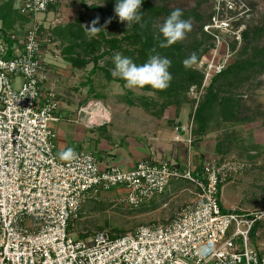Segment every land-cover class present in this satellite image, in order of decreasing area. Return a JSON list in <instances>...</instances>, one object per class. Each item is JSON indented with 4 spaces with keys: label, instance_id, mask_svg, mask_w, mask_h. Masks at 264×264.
<instances>
[{
    "label": "built area",
    "instance_id": "1",
    "mask_svg": "<svg viewBox=\"0 0 264 264\" xmlns=\"http://www.w3.org/2000/svg\"><path fill=\"white\" fill-rule=\"evenodd\" d=\"M56 1L24 0L18 9L33 24L23 33H0V264H264L253 242L259 232L252 237L264 212L226 210L222 204L224 184L243 164L208 159L203 173L194 176L170 161L103 168L83 149L75 150L73 160L59 158L55 124L64 117L60 101L44 85V49L53 43V32L39 21ZM232 3L226 5L230 10ZM220 22L233 30L228 21ZM220 65L211 62L207 79L224 71ZM180 180L193 182L200 195L172 219L123 235L73 237L72 222L88 203L101 201L103 192L117 191L113 201L139 208Z\"/></svg>",
    "mask_w": 264,
    "mask_h": 264
},
{
    "label": "rangeland",
    "instance_id": "2",
    "mask_svg": "<svg viewBox=\"0 0 264 264\" xmlns=\"http://www.w3.org/2000/svg\"><path fill=\"white\" fill-rule=\"evenodd\" d=\"M228 1H145L153 7H166L168 10L179 8L184 11H191L197 9L198 13L202 16V21L198 22L194 17L185 19L191 21L192 30L186 34V38L182 42L186 46L191 45L195 41L198 43L203 38L204 33L209 38L203 45V47L209 48L208 52L203 54L198 63L195 64V68L204 75L203 85L201 87L192 86L188 92L189 104L183 105L185 111L190 114L189 124L185 129V132L189 134L186 142L190 146L195 139L193 135V130L196 127L194 114L198 105L202 102L208 87L215 79L212 72L209 73L210 77L207 79L208 68L211 62L221 64L220 66L225 67L224 71L237 61L251 59L253 61L262 60L264 63V31L256 32L259 29H264V0H230L231 3L233 2L230 4L233 7L232 10L226 7ZM23 2L24 0H6L0 7L4 8L3 10L0 9V12L4 11L7 12V15L11 14V18L18 20L17 22L19 23L28 24L30 22L29 25L31 26L33 20L22 15L18 9ZM116 2L117 0L114 2L112 0H57L56 7L54 6L46 15L41 16L39 21L42 20L44 23L50 24L53 35L55 29L63 28L70 24L75 28H80L81 26L84 29L85 25L90 26L91 22L97 17H99V21L101 18L99 10L88 8L96 6L105 12L114 11ZM14 5H17L16 10L14 9ZM221 5L222 12L219 15L217 14V10ZM140 10L142 11V9ZM165 17V14L153 17L148 11L143 10V19H147L148 26L152 30L156 29L159 34V28L166 19ZM24 18L28 19L25 20ZM115 19L113 17L111 23L103 26V30L106 32L108 38L117 37L121 39L132 32V27L127 28L126 22L121 23L118 19ZM220 21H228L227 23L231 24L233 30L230 27H224ZM215 26L223 27L215 29ZM202 27L203 32L201 31ZM245 32H249V37H244ZM91 40L100 41V32L92 37ZM198 44L200 45V43ZM70 45L69 42L56 38L50 46L44 49L46 52L45 60L49 65L44 85L47 88L53 87L49 91L51 90L55 94L60 103L62 100L74 101L72 104L77 107L78 103L81 102H83V105L89 102L90 104H105L103 112L108 116L105 121L107 124H110L111 116L117 117L120 112L127 110L132 113L134 111H146L138 104L141 103V99L143 98L161 100V94L158 92H148L142 89L129 90L122 83L107 81L105 74L101 71L93 74L94 63H91L84 69L75 68L69 62L68 56L77 57L79 51L74 50L72 54H69L67 50L70 49ZM101 46L102 48L97 54H101L106 50L104 44ZM134 48L133 46L130 49L134 50ZM257 51L261 54L255 57ZM69 52H72V50H69ZM120 53L124 56V53ZM114 54L103 58L99 63L100 66L111 71L114 68ZM263 67H256V70L259 69L256 72L244 71L240 75L223 77L216 84V86L221 87L222 96H234L241 100L240 115L238 116V120L235 121L236 124L221 123L216 126L213 123L210 132L205 136L209 142H207V148L209 147L210 151L208 155L209 159L220 160V162L235 161L236 163L243 164L244 167V170L242 169L235 179L228 181L223 186L222 204L226 210L264 212ZM243 77H247L244 78L246 81L239 82L240 84L237 83L238 79ZM204 83H206V87L203 90ZM232 83H235V86H232ZM195 88H197V91ZM130 100L133 104L129 103ZM173 107L175 106H169L166 110L171 111ZM62 115L65 120L66 116L63 112ZM184 119L186 121L187 118L184 117ZM176 136V141L181 140L179 133ZM221 139L225 140V154L221 155L222 158L224 157V161H222L223 159L216 152L217 143ZM195 148H197L196 145ZM194 153L196 155L192 156V165H199L201 167L202 161H204L202 158L203 153L201 155L198 148L194 150ZM112 192L114 191L106 193L110 194ZM104 194L101 195V201L88 203L79 218L72 222L71 233L73 237L78 238L83 234L90 236L99 231L123 235L134 231L142 225L165 222L175 217L181 208L193 204L198 199L200 190L193 182L188 180L172 181L164 194L139 208L117 204L116 201H113L115 196L111 197L108 196L109 194ZM258 225L259 236L253 242L258 244L259 250L264 254V219ZM232 233L233 227L229 230L228 236H231Z\"/></svg>",
    "mask_w": 264,
    "mask_h": 264
},
{
    "label": "trees",
    "instance_id": "3",
    "mask_svg": "<svg viewBox=\"0 0 264 264\" xmlns=\"http://www.w3.org/2000/svg\"><path fill=\"white\" fill-rule=\"evenodd\" d=\"M113 2L115 0H112ZM146 0H142V13L143 10L148 11L151 16L156 15H163L167 17L171 11L168 10L166 7H153L145 2ZM58 5V4H57ZM56 5H52L50 10ZM13 7V5H12ZM3 10L2 8H0ZM88 9L91 10H99L100 11V21L97 27L102 28L100 30L101 40H91L85 34V29L80 26V28H75L72 24L67 25L63 28L55 29V33L53 35V40L59 39L64 42H69L70 49L72 52H67L72 54L74 50H78L79 54L77 57L68 56L69 62L75 68L84 69L91 63H94V68L92 73L95 74L98 71H101L105 74L107 81L109 82H119L124 84L125 82L120 78H114L111 75V71L103 66H100V61L112 55L113 53H124V56L130 57L134 63L137 65H141L146 63L149 59L150 55L159 54L161 57H167L171 60V67L169 68V72L172 75V80L170 82V86L163 91L154 90L150 87H145L142 90L144 91H152L158 92L161 94V100H157L155 98H143L141 99V103H138L143 107L144 110L150 112L153 116L162 117L165 110L169 106H175L177 108V112L181 111L183 105L189 104L188 92L192 86L201 87L203 85L204 75H202L193 65L191 68H185L182 61L188 58L191 54L195 53L197 56V63L201 59L202 55L208 52L209 48L203 47V45L209 40L208 35L205 33L203 34V38L198 41L200 45L195 41L191 45L186 46L182 41L177 42L176 44L167 47V48H160L159 42L163 39L162 35L157 32V30H152L148 23L145 21L146 26L145 28L141 29L139 25L136 26L134 24L132 26V32L127 34L123 38H108L106 32L103 30V26L106 25V21L114 17V19H118L114 11L105 12L104 10L92 6ZM183 11L182 19H187L188 17H194V19L198 22L202 21V16L198 13L197 9L191 11ZM165 17V18H166ZM148 18V17H147ZM25 19V18H24ZM28 19V18H26ZM25 19V20H26ZM115 19V20H116ZM264 31L262 28L261 30H257L256 32L259 33ZM203 32V27L201 29ZM57 36V37H56ZM157 37L159 39H157ZM244 37H249V32H245ZM105 45L106 50L101 54H97L102 46ZM135 47L134 50H131V47ZM202 46V47H201ZM155 48L156 52H151V49ZM80 51L82 52L80 54ZM114 54V55H115ZM255 57H258L260 54L257 51ZM259 54V55H258ZM259 66H264L262 60H243L237 61L236 63L232 64L227 70L217 74L215 79L213 80L212 84L208 87L207 92L203 96L202 102L198 105L197 110L194 114V122H195V129L193 130V135L195 138L202 139L205 137L211 130V126L215 123L216 126L220 125L221 123H231L236 124L235 121L238 120V116L240 115V99L229 96L224 97L222 96L221 87L216 86L219 80L223 77H227L230 75H240L242 72H256ZM257 67V68H256ZM256 68V69H255ZM264 68V67H263ZM247 77H243L238 79L237 83H242L246 81ZM243 79V80H242ZM242 80V81H241ZM236 81V79H235ZM239 83V84H240ZM232 86H235V83H232ZM130 104L133 102L130 100ZM152 110V111H151ZM225 140L221 139L218 141L216 146V152L219 156L225 154ZM222 158V156H221ZM224 161V157L222 158ZM200 175L203 173V169L199 171ZM197 176V175H195ZM226 211V210H224ZM72 228V226H71ZM70 228V229H71ZM259 225L255 227L252 233V237L255 239V233L258 231ZM72 230V229H71ZM114 235V232L111 233ZM88 237V235L83 234L79 238L84 239Z\"/></svg>",
    "mask_w": 264,
    "mask_h": 264
},
{
    "label": "crops",
    "instance_id": "4",
    "mask_svg": "<svg viewBox=\"0 0 264 264\" xmlns=\"http://www.w3.org/2000/svg\"><path fill=\"white\" fill-rule=\"evenodd\" d=\"M5 1L0 2V7ZM16 7L17 5H14L15 10ZM17 21L11 18V14L0 12V33H23L30 27V22L24 24ZM45 88L49 90L53 87ZM72 103L74 101H61V111L66 119L55 124L58 156L69 147L75 150L83 149L93 152L103 168L115 165L126 170L134 168L142 160L155 163L170 161L178 170L190 169L194 176L200 175L201 167L203 169L209 159L207 137L201 140L195 138L191 146L186 142L189 134L185 129L189 124L190 114L183 107L180 112H177L176 107L171 108V111L166 110L160 118L147 111L132 113L127 110L120 112L117 117L111 116V123L107 124L103 112L105 104L89 102L83 105L81 102L77 107ZM82 109L84 111H81ZM176 132L181 136L180 142L175 140ZM195 145L201 155L203 153L204 161L201 167L192 165V156L196 155L194 150L197 149ZM119 195V192L114 191L108 196L116 198Z\"/></svg>",
    "mask_w": 264,
    "mask_h": 264
},
{
    "label": "clouds",
    "instance_id": "5",
    "mask_svg": "<svg viewBox=\"0 0 264 264\" xmlns=\"http://www.w3.org/2000/svg\"><path fill=\"white\" fill-rule=\"evenodd\" d=\"M142 0H117L114 12L121 23L126 22V27L131 28L134 24L139 25L141 29L145 28L146 23L143 21L141 12ZM183 11L179 8L174 9L166 17L159 32L163 39L159 42L160 48L170 47L177 42L183 41L186 34L192 30L190 20L182 19ZM99 17L91 22L90 26L85 25V34L89 39L96 36L102 28L97 27ZM111 23V18L106 24ZM157 39H159L157 37ZM2 50V49H0ZM151 52L155 53L156 49L152 48ZM114 68L111 69V75L114 78L123 80L124 87L129 90L143 89L150 87L154 90H166L170 86L172 75L169 72L171 60L167 57H161L159 54L150 55L146 63L137 65L130 57L116 53L113 57ZM185 68H191L197 63L195 53L182 61ZM74 148L69 147L59 153L61 160L69 161L77 158Z\"/></svg>",
    "mask_w": 264,
    "mask_h": 264
},
{
    "label": "bare ground",
    "instance_id": "6",
    "mask_svg": "<svg viewBox=\"0 0 264 264\" xmlns=\"http://www.w3.org/2000/svg\"><path fill=\"white\" fill-rule=\"evenodd\" d=\"M107 117H108V116L106 115L105 119H107Z\"/></svg>",
    "mask_w": 264,
    "mask_h": 264
}]
</instances>
